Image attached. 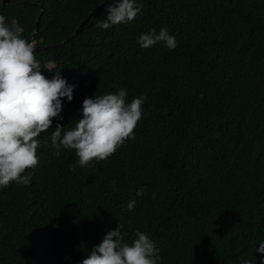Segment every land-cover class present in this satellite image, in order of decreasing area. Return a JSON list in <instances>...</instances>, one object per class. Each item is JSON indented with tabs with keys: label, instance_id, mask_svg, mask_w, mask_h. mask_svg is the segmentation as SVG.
Listing matches in <instances>:
<instances>
[{
	"label": "trees",
	"instance_id": "16d2710c",
	"mask_svg": "<svg viewBox=\"0 0 264 264\" xmlns=\"http://www.w3.org/2000/svg\"><path fill=\"white\" fill-rule=\"evenodd\" d=\"M112 2L0 7L27 40L39 17L41 73L76 86L39 137L30 184L0 187V264H81L118 224L129 243L154 240L159 264H264V0H136L134 21L96 27ZM163 28L175 50L139 45ZM121 88L127 103L145 97L135 138L86 168L57 156L56 124L74 127L85 98Z\"/></svg>",
	"mask_w": 264,
	"mask_h": 264
},
{
	"label": "clouds",
	"instance_id": "9594fccd",
	"mask_svg": "<svg viewBox=\"0 0 264 264\" xmlns=\"http://www.w3.org/2000/svg\"><path fill=\"white\" fill-rule=\"evenodd\" d=\"M105 11L106 18L97 21L96 27L107 30L134 21L141 6H137L136 0H113ZM138 43L144 49L157 43H163L169 50L178 46L166 28L158 34L154 29L142 34ZM75 87L67 83L60 71L47 79L41 73L34 42L23 38L22 29L14 22L10 26L6 17L0 15V187H8L12 182L30 184L32 170L39 164V137L48 132L54 119H63V98L71 102ZM126 96V90L121 88L115 94L85 98L82 118L75 126L66 130L57 123L51 132L55 154L59 156L61 149L74 151L76 166L86 168L105 161L128 139H134L145 97L127 103ZM116 183L112 181L113 187ZM143 193L140 188L136 194ZM135 204V200L130 201L127 209L134 210ZM123 228L118 224L108 230L81 264H159L161 256L154 240L137 231L129 243Z\"/></svg>",
	"mask_w": 264,
	"mask_h": 264
},
{
	"label": "water",
	"instance_id": "95a60500",
	"mask_svg": "<svg viewBox=\"0 0 264 264\" xmlns=\"http://www.w3.org/2000/svg\"><path fill=\"white\" fill-rule=\"evenodd\" d=\"M13 1H18V0H0V7H4L6 6L9 2H13ZM89 21V17H87L77 28L76 30L74 31L73 35L72 36H76L77 34L81 33L85 27V25L88 23ZM38 28H39V17L37 18L36 20V23H35V28H34V31L31 35V38L29 39L30 42L33 41V39L35 38L36 36V33L38 31ZM48 46H40V47H35V51H38V50H42V49H45L47 48Z\"/></svg>",
	"mask_w": 264,
	"mask_h": 264
}]
</instances>
